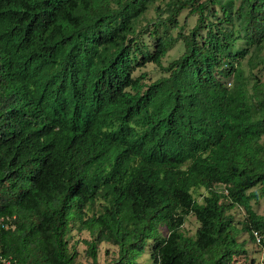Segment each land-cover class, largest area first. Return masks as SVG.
Segmentation results:
<instances>
[{"label": "trees", "instance_id": "trees-1", "mask_svg": "<svg viewBox=\"0 0 264 264\" xmlns=\"http://www.w3.org/2000/svg\"><path fill=\"white\" fill-rule=\"evenodd\" d=\"M263 68L264 0H0V264H82L73 228L92 264H228L235 207L264 246Z\"/></svg>", "mask_w": 264, "mask_h": 264}, {"label": "rangeland", "instance_id": "rangeland-1", "mask_svg": "<svg viewBox=\"0 0 264 264\" xmlns=\"http://www.w3.org/2000/svg\"><path fill=\"white\" fill-rule=\"evenodd\" d=\"M155 11L151 10L148 14V18H154ZM188 14V10L183 11L180 16L181 22H183L184 17ZM196 16H191L189 18L188 26L186 27V31H188L191 27L196 24ZM177 31H174L176 34ZM185 49L182 41H180L174 48L170 49L163 59V64L167 65L173 59L179 57ZM143 72L148 73V78L146 81L150 82L157 78H159L163 71L162 69L154 63H148L146 66L139 68L135 71V75H139ZM262 79L264 80V68L262 69L261 74ZM264 139V138H263ZM200 192L202 194L206 193L205 189H201ZM196 197L199 201H202L201 195L196 193ZM254 202V201H253ZM254 208L259 214H264V198H262L259 202H254ZM230 212L235 217L236 222V240L239 244V247L245 250L244 253L241 255L235 256L236 257V264H262L261 260L264 256V246L259 245L256 243L254 239L250 236L249 232L243 228V222L245 220L246 214L245 211L239 207H235L230 210ZM199 222L194 214H190L187 216L186 221L182 227V229L189 235H195L198 227ZM163 233H166L165 228L163 229ZM92 236L89 231L83 230L78 231L77 229L73 228L68 233V239L70 242V246H76L77 250L79 251L78 261L82 264H92V259L89 258L86 254L87 246L84 243L85 239H91ZM264 238V236H263ZM154 240H149L146 248L142 252H135L130 256L132 262L138 263H145V264H153L152 258V243ZM118 247L114 246L110 243L103 242L99 245V262L101 264H105L108 262L115 261L118 257Z\"/></svg>", "mask_w": 264, "mask_h": 264}, {"label": "built area", "instance_id": "built-area-1", "mask_svg": "<svg viewBox=\"0 0 264 264\" xmlns=\"http://www.w3.org/2000/svg\"><path fill=\"white\" fill-rule=\"evenodd\" d=\"M228 191H226L227 193ZM9 220V218L4 219V218H0V226L5 227V228H10V227H14L13 224H10V222L6 221ZM254 236H255V241L257 244L260 245V243L262 242V236L258 231H254ZM239 257V256H238ZM0 260L6 263H9V260L4 257L1 253H0ZM262 264H264V256L262 257L261 260ZM228 264H236V257L233 258L232 261H230Z\"/></svg>", "mask_w": 264, "mask_h": 264}]
</instances>
